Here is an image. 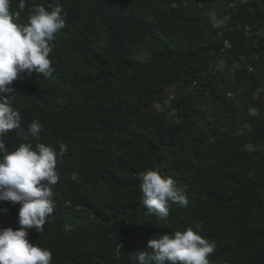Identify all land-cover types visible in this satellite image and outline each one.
<instances>
[{"label":"trees","instance_id":"1","mask_svg":"<svg viewBox=\"0 0 264 264\" xmlns=\"http://www.w3.org/2000/svg\"><path fill=\"white\" fill-rule=\"evenodd\" d=\"M152 1L55 0L66 19L49 56L55 71L23 105L50 120L44 141L68 146L55 197L70 204L57 202L49 235L76 264H135L149 239L199 222L208 205V223L236 242L234 264H264V0L215 6L221 24L207 9L216 0ZM52 3L27 0L20 12L12 0L10 11L24 24L31 7ZM173 87L178 117L157 126L155 102ZM148 169L191 203L164 220L146 215Z\"/></svg>","mask_w":264,"mask_h":264},{"label":"clouds","instance_id":"2","mask_svg":"<svg viewBox=\"0 0 264 264\" xmlns=\"http://www.w3.org/2000/svg\"><path fill=\"white\" fill-rule=\"evenodd\" d=\"M11 3L0 0V264H76L72 253L49 235L48 223L57 202L61 211L70 204L55 197L61 180L60 158L68 146L40 137L42 125L50 121L42 114L36 119L33 113H23L33 88L55 71L49 56L66 19L54 0L31 7L27 23L20 24L19 12L10 11ZM26 3L18 0L20 12ZM21 132L24 139L15 144ZM139 180L138 206L146 209V215L164 220L176 205L191 203L188 190L177 187L173 178L162 177L157 169L140 173ZM207 209L203 205L199 222L180 220L185 224L149 239L151 251L135 253V264H234L236 242L208 223ZM48 237L54 247L43 243Z\"/></svg>","mask_w":264,"mask_h":264},{"label":"rangeland","instance_id":"3","mask_svg":"<svg viewBox=\"0 0 264 264\" xmlns=\"http://www.w3.org/2000/svg\"><path fill=\"white\" fill-rule=\"evenodd\" d=\"M145 3L150 6L153 7L154 3L152 0H144ZM244 0H216L211 6H208V11H209V15L212 18V20L214 21L215 24H221L222 23V19L218 18L216 11H215V6L219 9H227L229 8L231 5H233L236 2H242ZM248 15V13H245L242 18L244 19L246 16ZM134 57L138 58V59H145L144 54L142 51L137 52ZM182 89L180 87H176L174 89L173 88H169L165 94V98L162 101H156L155 102V107L158 110V119H157V126H160L162 123H164L167 120L170 119H177L178 115L176 112V108L174 106V102L172 101V96L178 92L181 91ZM259 90L256 91L255 96H257ZM264 98V96H263ZM243 105V104H242ZM252 111V110H251ZM245 134L248 136L249 132L245 131Z\"/></svg>","mask_w":264,"mask_h":264}]
</instances>
